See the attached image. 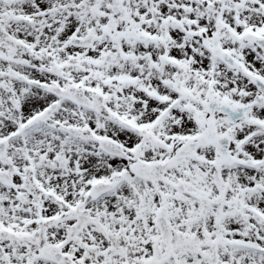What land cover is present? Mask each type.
Here are the masks:
<instances>
[{
    "label": "snow or ice",
    "instance_id": "obj_1",
    "mask_svg": "<svg viewBox=\"0 0 264 264\" xmlns=\"http://www.w3.org/2000/svg\"><path fill=\"white\" fill-rule=\"evenodd\" d=\"M0 264H264V0H0Z\"/></svg>",
    "mask_w": 264,
    "mask_h": 264
}]
</instances>
